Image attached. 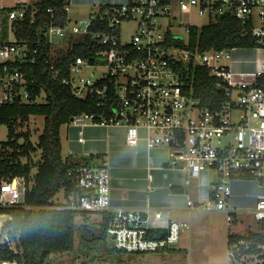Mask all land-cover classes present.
<instances>
[{
  "label": "built area",
  "instance_id": "2783aa9c",
  "mask_svg": "<svg viewBox=\"0 0 264 264\" xmlns=\"http://www.w3.org/2000/svg\"><path fill=\"white\" fill-rule=\"evenodd\" d=\"M70 10L66 5L65 25L42 26L37 39L0 43V104L45 103V92L36 93L35 80L30 78L35 66L44 62L54 81L69 87L78 99L96 102V113L71 118L69 125L80 128L79 143L86 141L87 126L124 128L130 147L138 146L144 133L149 150H168L167 169L191 177L212 176L210 198L198 210L232 216L236 213L230 205L234 183L256 185L261 192L248 211L258 229L254 237L230 242L228 255L259 257L264 263V0H127L101 5L87 18L76 20L69 16ZM36 12L32 8V23ZM192 12L209 22L232 14L251 24L257 42L249 50L253 55L233 57L246 49L194 53L188 46L195 26L176 22L179 15ZM26 13L22 8L10 11L9 22L24 19ZM181 26L187 41L175 33ZM178 41L186 47H179ZM80 45L88 56L73 55L66 70L57 66L59 52L72 55ZM190 63L207 69L209 77L225 86L229 101L222 110L203 108L193 97L181 73V65ZM68 175L76 192L56 208L109 215L107 235L116 249L157 252L176 244L180 228L188 227L171 221L166 238H149L152 222L163 218V210L150 205L112 207L111 166L106 161L100 166L76 165ZM25 188L22 177L2 180L0 208L23 203ZM252 250L253 254L247 253Z\"/></svg>",
  "mask_w": 264,
  "mask_h": 264
},
{
  "label": "trees",
  "instance_id": "16d2710c",
  "mask_svg": "<svg viewBox=\"0 0 264 264\" xmlns=\"http://www.w3.org/2000/svg\"><path fill=\"white\" fill-rule=\"evenodd\" d=\"M67 0H39L34 5L17 6L12 9H1V14L8 17L14 9H26L24 19L12 23L7 18L2 21L0 43L7 42L8 29L11 26L15 40L37 39V31L42 26L54 23L65 25L68 14L65 11ZM32 8L36 9L35 21L32 23ZM252 25L245 24L232 14L216 16L208 25L190 31L189 48L195 52L218 51L230 49L252 50L257 46L253 38ZM246 32L245 36L242 34ZM9 41V40H8ZM176 44L184 48V41ZM73 55L88 56L83 46H77L72 55L58 53L56 64L67 69ZM181 73L185 78L187 88L200 106L211 111H220L227 105L229 98L225 86L217 79L209 77V71L193 63L181 65ZM35 80L36 93L45 92L46 102L29 104H0V127H8V140L0 147V183L2 180H13L22 177L25 180L24 202L8 208H0V215L5 219L0 221V237L7 235L4 243H0V264H49L48 259L55 254L65 253L72 249L75 239V223L80 217L96 216L88 213H75L68 210H58L56 207L65 202L69 194L76 192L74 180L68 175L71 168L87 159L65 156L61 128L68 125L71 118L83 113L98 111L94 99H78L72 90L58 81H54L47 71V65L40 62L30 73ZM32 117L45 119L44 129L35 145L31 141L28 126ZM41 151V158L33 162L32 157ZM37 169V172H34ZM63 201H59V195ZM101 226L100 238L104 246L109 245V251L116 254H143L147 252L127 253L116 249L111 240L108 241L107 222L109 215H99ZM5 224L3 227L2 225ZM2 227V229H1ZM166 230L154 229L148 237L164 239ZM254 237L250 234L248 238ZM246 237L229 236V243L235 239ZM172 246H167L159 253L174 252ZM255 250L247 253L253 254Z\"/></svg>",
  "mask_w": 264,
  "mask_h": 264
},
{
  "label": "crops",
  "instance_id": "0c3cea01",
  "mask_svg": "<svg viewBox=\"0 0 264 264\" xmlns=\"http://www.w3.org/2000/svg\"><path fill=\"white\" fill-rule=\"evenodd\" d=\"M39 0H0L1 9L34 5ZM127 0H67L71 9L86 8L90 14L95 8L110 3H125ZM7 5V6H5ZM71 11V10H70ZM87 14V15H88ZM70 16V14H69ZM73 19V16H70ZM251 70V69H249ZM67 128L65 138L62 128ZM61 128L63 153L65 156L87 159L89 163L100 166L108 162L112 177V207L140 209L150 205L155 210H163V218L152 222L153 229L166 230L171 221L188 227L180 228L179 240L172 249L189 253L191 241H198L204 234H210L208 226H189L190 217L201 213H221L218 210H198L210 198L213 190L212 176L205 173L200 177H191L182 171L165 167L168 150L164 147L148 149L142 140L136 147L126 143V130L121 127L87 126L83 129L85 143L78 142L80 128L64 125ZM68 151L64 152V146ZM261 190L251 183H234L230 205L236 209L232 216L227 215L228 244L229 236L248 237L255 234L258 225L248 211L254 207ZM252 218V219H251ZM246 221H249L246 223ZM232 224H235L232 226ZM201 227V228H200ZM233 227L237 232H228ZM203 245L201 243H198ZM175 252V251H174ZM173 254V252H171ZM229 256V255H228Z\"/></svg>",
  "mask_w": 264,
  "mask_h": 264
},
{
  "label": "rangeland",
  "instance_id": "374dc122",
  "mask_svg": "<svg viewBox=\"0 0 264 264\" xmlns=\"http://www.w3.org/2000/svg\"><path fill=\"white\" fill-rule=\"evenodd\" d=\"M7 6V5H5ZM88 10L86 8H74L70 11V16L74 18H87ZM6 15V14H5ZM1 14L0 11V31L3 27L2 21L8 17ZM75 19V20H76ZM177 25L181 23L197 26L202 28L209 23L207 17H202L192 13H185L179 15L176 20ZM12 23V22H10ZM185 41L188 40V34L185 29L181 26L175 31ZM8 40L14 41L15 34L12 27L8 29ZM7 40V41H8ZM259 54V53H258ZM252 51H237L233 54L234 58H245L252 56ZM244 67V64L242 65ZM89 76V73H85ZM45 119L43 117H32L28 123V126L24 129H28L31 134V141L37 145L39 137L43 132ZM67 134V128H62V135L65 138ZM8 140V127L3 125L0 127V147ZM68 151V147L64 146V152ZM41 158V151H38L33 155V162L39 161ZM37 172V169H34ZM63 195H59V201H63ZM89 216L85 218H79L76 220L75 225V239L73 247L70 251L60 254L52 255L48 259L49 264H264L262 259L259 257H251L246 259H231L228 256L229 244L227 235V222L229 218L225 214L213 212V213H201L196 214L189 218L187 221L189 226L196 228L198 226H208L211 228L210 234H204L198 241H191V248L189 253L179 252L178 250L173 252H147L143 254H116L115 252L109 251V245L104 246L103 241L100 238L101 226L99 223L100 217ZM5 216L0 215V221L4 220ZM252 219V218H251ZM249 221H246L248 223ZM5 224L2 225V227ZM235 224H232L234 226ZM1 227V229H2ZM200 227V228H201ZM237 232L236 229L231 227L228 232ZM7 233V232H5ZM0 237V243H4L7 237L6 234ZM1 234V231H0ZM108 241L110 239L108 238ZM201 243L203 245H200ZM3 264H16V263H3Z\"/></svg>",
  "mask_w": 264,
  "mask_h": 264
}]
</instances>
